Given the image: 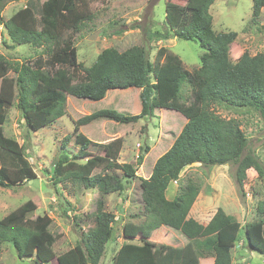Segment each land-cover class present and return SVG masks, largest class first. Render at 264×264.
Returning <instances> with one entry per match:
<instances>
[{
  "label": "trees",
  "instance_id": "16d2710c",
  "mask_svg": "<svg viewBox=\"0 0 264 264\" xmlns=\"http://www.w3.org/2000/svg\"><path fill=\"white\" fill-rule=\"evenodd\" d=\"M16 0H0V23L17 44L31 43L45 47L48 58L39 56L34 62L10 63L0 55V187H11L31 179L33 167L26 156V146L4 134L3 125L15 98L29 129L38 130L66 114L69 95L102 100L109 90L138 88L141 111L137 114L116 109H99L74 121L72 134L64 137V148L74 137L79 147L75 154L89 155L93 141L81 127L98 118H110L119 123H136L145 116H153L158 109H172L181 113L186 123L170 148L156 160L149 178L141 181L146 210V232L169 223L179 228L199 194L195 182L186 185L176 198L169 200V184L178 178L182 169L194 163L206 165L234 164L233 177L243 191L247 171L254 168L264 175V164L249 149V139L237 118H226L212 107L226 103L236 107H253L264 122V53L245 51L237 61L230 58L231 44L236 31L215 32L210 12L215 0H185V4L166 2V23L176 36L200 42L205 52L201 65L188 71L183 61L165 47L157 51L152 61L148 49L133 45L125 50L106 48L89 67L78 60L74 38L84 22L94 17L89 0H28L27 4L9 19L1 16L5 6ZM264 7V0H253V19ZM159 32L154 33V37ZM59 42L64 43L59 45ZM164 56V61L162 58ZM10 70L16 78L8 76ZM79 71V73H78ZM185 81L193 87L190 104L181 101ZM17 92V93H16ZM141 156L139 157V160ZM64 159L58 161V172ZM109 167L123 171V176H136L132 163L111 161ZM123 176L118 173L91 174L85 167L70 169L58 181L71 180L85 188H98L101 194L123 191ZM104 195L97 200L95 226L84 234L82 245L56 255L53 246L56 236L49 232L53 219L50 215L31 217L37 205L29 200L0 219V243L14 244L20 258L34 257L37 263L99 264L107 243L115 234L116 215L105 209ZM260 218L245 227L246 239L252 250L264 255V201L258 205ZM241 223L233 220L219 207L204 226L200 236L215 235L213 264H232V248ZM206 240L190 241L182 246L146 241L142 244L124 243L112 264H199V248ZM84 249V253L82 252Z\"/></svg>",
  "mask_w": 264,
  "mask_h": 264
},
{
  "label": "rangeland",
  "instance_id": "374dc122",
  "mask_svg": "<svg viewBox=\"0 0 264 264\" xmlns=\"http://www.w3.org/2000/svg\"><path fill=\"white\" fill-rule=\"evenodd\" d=\"M28 0L9 2L1 13L9 19ZM94 17L84 22L77 32H68L74 38L78 60L84 66L93 65L98 55L106 48L120 51L133 45L145 46L152 61L158 49L165 47L183 61L188 71L201 65L205 49L196 40L178 38L170 34L166 23V2L185 4V0H89ZM253 0H215L210 7L215 32L236 31L237 38L231 44L230 58L233 62L245 52L252 55L264 53V7L257 19H253ZM159 35L154 37V33ZM64 43L59 42V45ZM0 55L10 63L34 62L39 56L48 58L45 47L31 43H15L4 24L0 23ZM164 61V56L162 58ZM79 73V71H78ZM9 77L17 74L10 70ZM1 84V79H0ZM193 87L185 81L180 92L181 101L190 104ZM138 88L109 90L102 100H91L69 95L67 112L54 122L39 128L29 129L15 98L3 125L4 134L26 146V156L33 167L31 179L11 187H0V219L32 200L37 209L31 217L48 214L53 221L49 232L56 236L53 250L60 255L78 244L83 247V236L95 226L97 200L104 195L105 209L116 215L115 234L107 243L99 264H112L124 243L142 244L146 241L182 246L190 241L206 240L199 264H213L216 244L215 235L202 237L200 233L219 207L241 223L237 240L232 248V264H264V255L251 249L247 243L245 226L258 220V205L264 201V175L251 168L243 191L233 177L234 164L206 165L194 163L184 167L177 179L167 188V198L173 200L190 182L199 186V194L179 228L170 222L146 232L145 221L150 213L146 210L141 181L149 178L153 166L166 152L184 124L185 117L176 110L158 109L153 116H145L136 123H119L110 118H98L82 126L81 131L93 144L89 155H75L79 147L74 137L64 148L62 141L72 134L74 121L99 109H116L137 114L141 111ZM17 93V92H16ZM214 110L223 117L237 118L249 139V149L264 164V122L253 107H236L215 103ZM141 159L139 160V157ZM64 159L57 173L58 161ZM132 163L136 176L126 178L123 171L109 167L111 161ZM85 167L91 174L98 172L118 173L123 176L125 188L109 194H101L98 188H85L82 184L63 180V173L70 169ZM84 253V249H82ZM37 263L34 257L20 258L14 244L0 243V264H55ZM82 264H87L82 262Z\"/></svg>",
  "mask_w": 264,
  "mask_h": 264
}]
</instances>
